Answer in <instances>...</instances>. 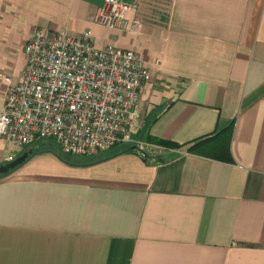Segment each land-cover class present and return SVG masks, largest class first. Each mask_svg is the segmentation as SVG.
Returning a JSON list of instances; mask_svg holds the SVG:
<instances>
[{
	"label": "crops",
	"instance_id": "obj_1",
	"mask_svg": "<svg viewBox=\"0 0 264 264\" xmlns=\"http://www.w3.org/2000/svg\"><path fill=\"white\" fill-rule=\"evenodd\" d=\"M102 1L0 0V110L34 28L87 33L142 59L128 141L151 159L46 151L1 176L0 264H264V0H123L135 32ZM17 154L0 139V165Z\"/></svg>",
	"mask_w": 264,
	"mask_h": 264
},
{
	"label": "built area",
	"instance_id": "obj_2",
	"mask_svg": "<svg viewBox=\"0 0 264 264\" xmlns=\"http://www.w3.org/2000/svg\"><path fill=\"white\" fill-rule=\"evenodd\" d=\"M129 9L123 0H103L95 21L108 29L135 32L140 23L127 20ZM23 50L19 79L12 83L2 76L6 88L0 139L11 149L20 151L35 140L51 138L62 152L81 156L130 140L147 75L136 51L98 47L87 33L69 36L39 27L29 33Z\"/></svg>",
	"mask_w": 264,
	"mask_h": 264
},
{
	"label": "trees",
	"instance_id": "obj_3",
	"mask_svg": "<svg viewBox=\"0 0 264 264\" xmlns=\"http://www.w3.org/2000/svg\"><path fill=\"white\" fill-rule=\"evenodd\" d=\"M230 129H231V123H229L226 126H224L222 129H220L215 134H217L219 132L221 133V131H222V133L224 135H226V134H228L230 132ZM139 132L143 133V130L141 129ZM146 139L148 140V142H154V143L157 142V143L162 144V145L171 144L170 142L159 140V139H156V138L150 137V136H146ZM195 145L188 146L187 147V151L196 152L197 149L195 148ZM26 147L30 149V152H28L26 154V157H25L24 161L27 160L29 157L35 155V154H38V153H41V152H46V151L47 152H51L58 159H60L63 163L69 164V165H76V164H78V165H87V164H92V163H96L98 161L104 160V159H106V158H108L110 156L117 155V154H120V153H125V152H134V153H138L139 155L142 152V153H144V156L141 157L143 160L149 162V159H151V157L143 149H140L137 146L135 141L118 142V143H115L114 145H112L111 147H109L107 149L98 151L97 153H93V154H90V155H81V156L75 155L76 157L84 158V160H81V161H77V160H73V159L69 158L68 155H71V154H67V153L62 152L60 150V148L58 147L57 143L51 138L35 140L32 143L28 144ZM107 151H109V152L105 153ZM103 153H105V154H103ZM18 166L19 165L15 166V167H13L11 169H8L5 172L0 171V177L5 175V174H7L10 171H12L13 169H15Z\"/></svg>",
	"mask_w": 264,
	"mask_h": 264
},
{
	"label": "water",
	"instance_id": "obj_4",
	"mask_svg": "<svg viewBox=\"0 0 264 264\" xmlns=\"http://www.w3.org/2000/svg\"><path fill=\"white\" fill-rule=\"evenodd\" d=\"M30 152V150H26V151H23L19 154H17L12 160H10L9 162L5 163L4 165H0V171L2 172H5L7 171L8 169H11L17 165H20L25 157H26V154Z\"/></svg>",
	"mask_w": 264,
	"mask_h": 264
},
{
	"label": "rangeland",
	"instance_id": "obj_5",
	"mask_svg": "<svg viewBox=\"0 0 264 264\" xmlns=\"http://www.w3.org/2000/svg\"><path fill=\"white\" fill-rule=\"evenodd\" d=\"M28 148H23V149H21L20 151H19V153H21V152H23V151H25V150H27Z\"/></svg>",
	"mask_w": 264,
	"mask_h": 264
}]
</instances>
